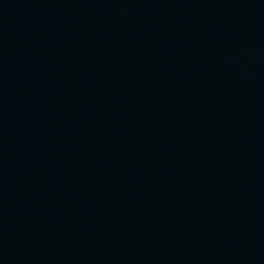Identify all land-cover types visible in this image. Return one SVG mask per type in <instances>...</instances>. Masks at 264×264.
<instances>
[{
	"label": "water",
	"instance_id": "1",
	"mask_svg": "<svg viewBox=\"0 0 264 264\" xmlns=\"http://www.w3.org/2000/svg\"><path fill=\"white\" fill-rule=\"evenodd\" d=\"M0 264H264V0H0Z\"/></svg>",
	"mask_w": 264,
	"mask_h": 264
}]
</instances>
